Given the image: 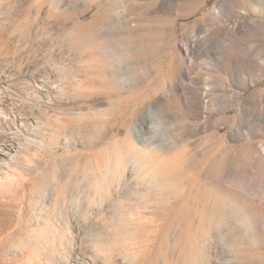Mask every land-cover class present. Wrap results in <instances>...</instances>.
I'll use <instances>...</instances> for the list:
<instances>
[{"label":"rangeland","instance_id":"1","mask_svg":"<svg viewBox=\"0 0 264 264\" xmlns=\"http://www.w3.org/2000/svg\"><path fill=\"white\" fill-rule=\"evenodd\" d=\"M217 3L0 0L29 75L0 129L48 94L0 167V264H264V7Z\"/></svg>","mask_w":264,"mask_h":264},{"label":"bare ground","instance_id":"2","mask_svg":"<svg viewBox=\"0 0 264 264\" xmlns=\"http://www.w3.org/2000/svg\"><path fill=\"white\" fill-rule=\"evenodd\" d=\"M224 0H218V3H217V15L216 13H213L212 14V17H214L215 19H217V17L220 15V8L221 6H224V3H223ZM257 1V0H256ZM259 4H261L260 6H263L264 7V0H258ZM211 15H206L204 17V20L209 18ZM262 19V18H261ZM203 20V21H204ZM207 23V21H206ZM9 64V63H8ZM7 63L6 64H1L0 65V100L2 98V95H1V91L3 88H6L8 90L9 93H12V89H14V87H18V86H25V83L21 82V80H19L20 78L22 77H29L28 75V72H20L18 71V73L16 72L17 71V68H16V71L15 69H13V67L15 66H10L8 65ZM29 67V66H28ZM19 70V69H18ZM25 70V68H24ZM30 71V70H29ZM35 71V70H34ZM31 72V71H30ZM32 75V74H31ZM185 77V75L183 76ZM36 80L38 81L39 86H34L33 85V89H34V93L32 94H29L27 96V99L23 105V109L25 108V104H27L26 106V113L20 108V106H18V102L15 98H13L11 95L8 96V98L6 99V103L7 105L9 106L10 108V114L12 115V118L13 120L15 121H12L9 125V127L7 128V130H1L0 129V167H3V166H7L9 165L13 160H16L13 159V155L18 151L20 150L21 146H22V142L24 140H30V134H28V132L24 135H21L22 136V139L20 138V135L18 133H16L15 131V126L17 124L18 121H24L25 124L31 128V130H34L36 131L38 128H39V125H40V120L38 118L35 117V113L36 111H41V109H36L34 107V104L38 105L39 107L41 106V102L43 101V99L41 98L42 94H46V96H48L47 93H44V88H43V81H41L38 77H35ZM53 84V86L55 85L54 81L51 82ZM38 96L37 98L39 99L40 102H38V104L35 102V97L34 96ZM46 98V97H45ZM37 99V100H38ZM49 99V98H48ZM0 105H1V102H0ZM42 112V111H41ZM0 113H1V108H0ZM22 113V114H21ZM31 141V140H30ZM34 141V139H33ZM34 147V146H33ZM27 152V151H26ZM7 160V161H5ZM1 170V168H0ZM146 170V169H144ZM147 171V170H146ZM147 174V173H146ZM145 175V174H144ZM149 178H152L153 174L149 171L148 174ZM144 178H147L144 176ZM154 180L152 179V182ZM151 182V181H150ZM149 182V183H150ZM151 182V183H152ZM156 183V181L154 182V184ZM138 184V183H137ZM140 184V183H139ZM150 185V184H149ZM153 185V184H151ZM139 186V185H137ZM142 186V185H141ZM104 189V188H103ZM100 190V189H99ZM103 191V190H102ZM101 191V192H102ZM118 191V190H117ZM116 191V192H117ZM104 192V191H103ZM112 192V191H110ZM108 192V194L110 193ZM99 193V192H98ZM111 194V193H110ZM109 194V195H110ZM107 195V194H106ZM104 195V196H106ZM99 196V194H98ZM103 196V197H104ZM102 196L100 195V198ZM105 198V197H104ZM102 200V199H101ZM93 202V201H92ZM100 202V201H99ZM107 202V201H105ZM104 202V203H105ZM97 203V202H96ZM95 204V203H94ZM100 204V203H99ZM97 205V204H96ZM89 206V205H88ZM94 207V205H93ZM111 209V208H110ZM87 210V209H86ZM102 210V208H101ZM85 211V210H84ZM103 211V210H102ZM122 211V210H121ZM92 213V212H91ZM103 214V213H102ZM120 214V212H119ZM95 215V213H94ZM101 215V214H100ZM92 216V214H91ZM90 216V217H91ZM96 216V215H95ZM93 217V216H92ZM91 217V218H92ZM98 217V216H97ZM72 218V217H71ZM88 218V216H87ZM94 218V217H93ZM96 218V217H95ZM123 218V217H122ZM248 218V217H247ZM80 220V219H79ZM78 220V221H79ZM84 220V219H83ZM86 220V219H85ZM89 221V219H88ZM86 220V222H88ZM84 222V221H83ZM87 224V223H86ZM85 225V224H84ZM83 225V226H84ZM90 225V224H89ZM82 226V225H81ZM78 229V228H77ZM248 231V230H247ZM246 231V232H247ZM97 241V240H96ZM98 242V241H97ZM100 242V250L101 248H103V246L101 245V240L99 241ZM98 242V244H99ZM225 242V240H224ZM91 244V243H90ZM92 244H95L93 241H92ZM222 244V243H221ZM225 245V244H224ZM95 246V245H94ZM94 246H91L93 249ZM105 247V246H104ZM108 247V246H107ZM98 248H94L93 250H97ZM106 249V248H105ZM104 249V250H105ZM103 251V250H101ZM197 261V260H196Z\"/></svg>","mask_w":264,"mask_h":264}]
</instances>
